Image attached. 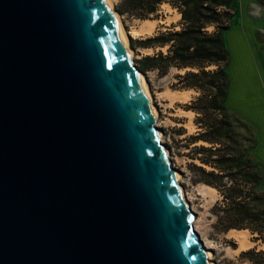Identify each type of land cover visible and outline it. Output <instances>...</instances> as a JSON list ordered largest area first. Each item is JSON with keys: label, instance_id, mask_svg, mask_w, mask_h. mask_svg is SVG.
<instances>
[{"label": "water", "instance_id": "obj_1", "mask_svg": "<svg viewBox=\"0 0 264 264\" xmlns=\"http://www.w3.org/2000/svg\"><path fill=\"white\" fill-rule=\"evenodd\" d=\"M115 11L0 0V264H209Z\"/></svg>", "mask_w": 264, "mask_h": 264}, {"label": "rangeland", "instance_id": "obj_2", "mask_svg": "<svg viewBox=\"0 0 264 264\" xmlns=\"http://www.w3.org/2000/svg\"><path fill=\"white\" fill-rule=\"evenodd\" d=\"M112 1L116 10L115 7L121 0ZM163 4L159 17L153 15L148 17L156 20L154 28L149 31L141 28L143 19L128 13L122 15L116 11L120 15L129 46L133 51V63L146 78L152 102L158 113L156 126L162 132L161 140L170 153L172 168L180 175L179 183L188 197L194 214V228L210 251L211 261L214 264H252L244 256V251L254 247L264 249V241L255 240L248 229V238L252 243L247 248L240 249L236 231L221 232L216 228L217 216L214 213V205L223 196L215 187V194L203 193L205 187H201V184L207 183L203 181V172L194 166L203 165L206 170L212 169L196 156L199 151L196 147L210 145L204 140L197 139L202 127L198 124V112L191 108L201 92L192 88L185 99L179 92L189 89L180 88L177 74H184L189 68L170 66L166 73L149 67L145 71L140 69L142 65L140 61L145 57L153 56L159 51L168 52L169 45L156 44L153 38L167 30L181 28V17L176 22L166 24L173 19L165 15ZM170 12L172 10L169 8V15ZM232 20L233 26L226 31L225 39L231 56L229 66L231 99L227 101V105L234 141L230 140L232 149L226 148L225 151L231 156L239 155L246 146L256 142V147L249 154L253 160L262 164V180L258 190H264V163L256 155L259 141L256 127L251 122L256 119L264 124V4L257 0H239L238 11L235 12ZM209 29L212 30L214 27L211 26ZM215 67L211 65L208 68ZM218 115V112H214L212 117ZM260 137L264 139V127ZM225 180L230 183L229 179ZM259 203L264 208V198Z\"/></svg>", "mask_w": 264, "mask_h": 264}, {"label": "trees", "instance_id": "obj_3", "mask_svg": "<svg viewBox=\"0 0 264 264\" xmlns=\"http://www.w3.org/2000/svg\"><path fill=\"white\" fill-rule=\"evenodd\" d=\"M257 1L264 4V0ZM164 2L181 14V28L153 38L156 44L169 45L168 52L159 51L145 57L140 61V69L145 71L149 67L166 73L170 66L190 68L177 77L180 88L201 92L191 108L198 112V124L202 127L197 139L210 145L196 147L199 150L196 156L212 169L194 166L203 172V181L223 196L214 205L216 228L221 232L249 229L255 240L264 241V208L259 203L264 198V190H258L262 164L249 154L256 142L246 146L239 155L231 156L225 151L232 149L230 140L234 141L227 105L231 56L225 34L233 26L232 17L238 11L239 0H121L115 8L122 15L128 13L146 19L152 15L159 17ZM211 26L214 29L210 30ZM211 65L216 67L208 68ZM214 112L219 113L215 118ZM243 254L252 264H264V249L254 247Z\"/></svg>", "mask_w": 264, "mask_h": 264}, {"label": "bare ground", "instance_id": "obj_4", "mask_svg": "<svg viewBox=\"0 0 264 264\" xmlns=\"http://www.w3.org/2000/svg\"><path fill=\"white\" fill-rule=\"evenodd\" d=\"M111 3L113 5V1L112 0H111ZM163 6H164V4H163ZM116 15H117V18H118V21H119V24H120L122 33H123V35L126 38V43H127L128 51H129V54H130V57H131V61L133 62V51H132L131 47L129 46V41H128V37H127L126 31L124 29V26L122 24V21H121V18H120V15L118 14V12H116ZM155 23H156V20L154 21V19H151V18L143 19L142 20V27L141 28L144 29V30H148L149 31V30H151V29L154 28ZM140 31H141V29H140ZM136 73L138 75V78H139V80H140V82H141V84H142V86H143V88L145 90V93H146V95H147V97H148V99H149V101H150L153 109L155 110L154 120L157 123V121H158V113H157V110H156V108H155V106H154V104L152 102V97H151V94H150V91H149V88H148V84H147L146 78H145L144 74L142 72H140L139 70H136ZM190 91H192V90H190V89L189 90H181V91L179 90V92L183 95V98L184 99L189 96V93L188 92H190ZM158 133L160 134V138L162 139V132L160 130H158ZM165 151H166V154H167V156H168V158L170 160V157H169L170 153H169V151H168V149L166 147H165ZM173 171L180 178L179 173L176 170H174V169H173ZM179 185H180V189H181V192H182L183 196L186 198V201L188 202V204L190 206L188 197L186 196V194L184 192V189L182 188V186H181L180 183H179ZM201 187H205L204 188L205 190L203 189L204 192H203V190L201 191V192H203L205 194L206 193H210V194L213 195L216 192V189L214 187L209 186L207 184H201ZM193 217H194V215H193ZM230 231H236L237 232L236 234H238V241H239V245H240L239 247H240V249L241 248H243V249L244 248H247L252 243V241L249 240V238H248V232H249L248 229H230ZM202 247H203V251H204V253L206 255V258L208 260V263L209 264H214V262H212L211 259H210L211 258L210 251L207 250V247L203 243H202Z\"/></svg>", "mask_w": 264, "mask_h": 264}, {"label": "crops", "instance_id": "obj_5", "mask_svg": "<svg viewBox=\"0 0 264 264\" xmlns=\"http://www.w3.org/2000/svg\"><path fill=\"white\" fill-rule=\"evenodd\" d=\"M166 4H164V11H165V15H167V17H171V19H173L172 21L170 22H166V24H171V22H176L180 19L181 17V14L177 11V9H174L172 7V5L168 2H164ZM169 8L172 10V12H170V15L168 14L169 12ZM231 99V95L230 97H228V101ZM230 104V102H229ZM248 119V118H247ZM250 120V119H248ZM251 122L255 125L256 127V133H257V137H258V146L256 148V155L259 157V159L264 163V139L260 137V135L262 134V131H263V127H264V124L262 122H260L259 120H251Z\"/></svg>", "mask_w": 264, "mask_h": 264}]
</instances>
